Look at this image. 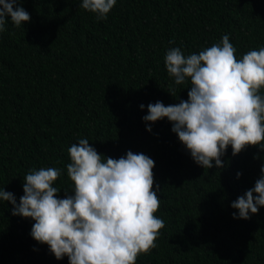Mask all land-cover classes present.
Wrapping results in <instances>:
<instances>
[{
	"label": "trees",
	"instance_id": "trees-1",
	"mask_svg": "<svg viewBox=\"0 0 264 264\" xmlns=\"http://www.w3.org/2000/svg\"><path fill=\"white\" fill-rule=\"evenodd\" d=\"M19 6L30 22L16 27L6 17L0 33V189L19 203L29 169L56 167L57 196L71 194L67 150L81 138L105 157L144 153L155 161V215L165 227L136 264H264V207L241 219L230 206L260 177L264 149L233 156L229 146L224 167L204 169L167 118L142 120L149 103L188 98L190 80L176 85L167 73L168 49L198 53L224 34L237 58L264 47V0H117L106 20L79 0ZM12 207L0 201V264H68L31 237L34 221Z\"/></svg>",
	"mask_w": 264,
	"mask_h": 264
},
{
	"label": "clouds",
	"instance_id": "clouds-1",
	"mask_svg": "<svg viewBox=\"0 0 264 264\" xmlns=\"http://www.w3.org/2000/svg\"><path fill=\"white\" fill-rule=\"evenodd\" d=\"M19 3L0 0V33L6 30V17L16 27L30 22V14ZM116 3L79 0V7L95 13L97 20H106ZM164 64L176 85L190 80L188 98L167 106L161 101L149 103L143 121L167 118L171 131L204 169L212 168L213 162L218 169L224 167L221 157L229 146L233 156L249 146L264 149V47L237 58L229 35L224 34L198 53L185 55L181 47H172ZM146 130L151 131L149 124ZM67 151L71 194L57 196L60 190L53 185L61 176L60 168L41 167L24 176L19 203L4 188L0 201L13 205L12 215L34 221L31 237L46 244L57 260L67 256L68 264H136L139 255L157 247L165 227L155 215L160 208L159 186L153 190L155 161L131 150L120 158L105 157L85 138ZM230 206L238 210L233 218L241 219L264 207V165L254 187Z\"/></svg>",
	"mask_w": 264,
	"mask_h": 264
}]
</instances>
